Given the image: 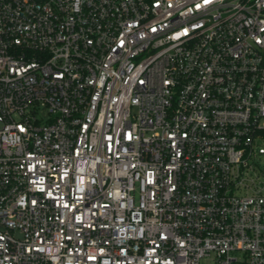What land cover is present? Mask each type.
<instances>
[{
  "label": "built area",
  "instance_id": "built-area-1",
  "mask_svg": "<svg viewBox=\"0 0 264 264\" xmlns=\"http://www.w3.org/2000/svg\"><path fill=\"white\" fill-rule=\"evenodd\" d=\"M0 264H264V0H0Z\"/></svg>",
  "mask_w": 264,
  "mask_h": 264
}]
</instances>
